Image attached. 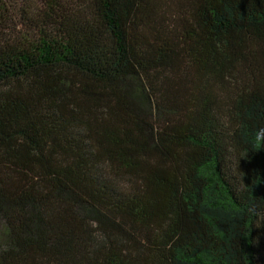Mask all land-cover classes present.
<instances>
[{"label": "trees", "instance_id": "obj_1", "mask_svg": "<svg viewBox=\"0 0 264 264\" xmlns=\"http://www.w3.org/2000/svg\"><path fill=\"white\" fill-rule=\"evenodd\" d=\"M264 0H0V264H264Z\"/></svg>", "mask_w": 264, "mask_h": 264}, {"label": "clouds", "instance_id": "obj_2", "mask_svg": "<svg viewBox=\"0 0 264 264\" xmlns=\"http://www.w3.org/2000/svg\"><path fill=\"white\" fill-rule=\"evenodd\" d=\"M253 142L257 148L264 146V128L257 131Z\"/></svg>", "mask_w": 264, "mask_h": 264}]
</instances>
